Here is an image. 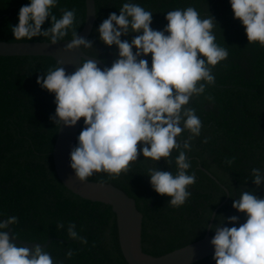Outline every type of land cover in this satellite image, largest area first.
Returning a JSON list of instances; mask_svg holds the SVG:
<instances>
[{
	"label": "trees",
	"instance_id": "trees-1",
	"mask_svg": "<svg viewBox=\"0 0 264 264\" xmlns=\"http://www.w3.org/2000/svg\"><path fill=\"white\" fill-rule=\"evenodd\" d=\"M30 0H0V41L50 42L37 37L31 41H15L11 28L18 23L22 5ZM96 23L89 40L94 49L83 50L110 66L117 56L115 47L106 48L97 29L126 0H94ZM153 13L151 28L163 29L165 15L176 8L193 6L202 17L212 16L216 42L228 49V58L213 69L215 84L190 101V107L202 121L201 134L191 141L187 157L189 174L196 182L189 189L191 196L175 209L168 198L156 194L146 176L145 163H135L131 173L117 180L105 174H94L89 181L111 183L135 201L142 214V250L161 256L201 239L206 232L210 213L225 199L227 189L232 198L244 190L264 196V188L252 184L251 169L264 170V48L249 45L245 30L233 18L229 0H134ZM62 9H75L74 28L79 32L85 20V0H58L53 13L59 18ZM50 27L46 21L42 30ZM133 37H122L128 39ZM71 39V31L65 40ZM151 63V55L147 57ZM50 57H0V217H18L12 225L14 237L22 241L50 243L45 247L55 264H127L118 243L115 215L110 206L91 202L74 195L58 180L51 152L57 130L49 117L55 113L54 95L42 90L38 76L54 68ZM83 121H80L81 131ZM183 138L189 133L185 131ZM205 140L207 142H205ZM77 143V142H76ZM177 153L173 152V158ZM235 157L229 166L227 161ZM144 158L141 156L140 160ZM155 166L175 173V164L163 160ZM210 175H208L207 173ZM232 199L217 210L216 220L239 215L231 207ZM57 222L64 228L57 230ZM69 224L88 241L81 245L67 235ZM224 226L231 227L226 224ZM239 226V225H237ZM211 235H214L210 231ZM72 250L69 259L66 253ZM213 256L193 264H215Z\"/></svg>",
	"mask_w": 264,
	"mask_h": 264
},
{
	"label": "clouds",
	"instance_id": "clouds-1",
	"mask_svg": "<svg viewBox=\"0 0 264 264\" xmlns=\"http://www.w3.org/2000/svg\"><path fill=\"white\" fill-rule=\"evenodd\" d=\"M229 3L248 44L264 48V0ZM57 4L58 0H30L20 7L18 23L11 31L15 41L44 37L50 47L65 41L71 31L63 51H79L86 57L72 73L57 61L36 79L42 90L54 95L55 113L49 119L58 130L71 129L83 121L70 151L73 175L68 182L85 184L94 174L117 180L129 175L135 163H145L150 165L146 176L153 191L166 196L170 207H182L196 182L195 174H189L187 152L202 129L190 101L215 84L213 69L229 56L228 49L216 42L214 18L208 14L202 17L193 6L176 8L165 15L163 29H153V13L134 0H126L119 14L110 13L97 29L99 41L117 50L111 65L101 67L104 61L98 55L84 54L83 50L94 49V41L80 36L74 28L76 10L62 9L58 18L53 13ZM46 21L50 27L42 30ZM130 35V41L121 39ZM185 131L187 139L182 135ZM174 151L177 155L173 158ZM161 160L166 165L174 163L175 173L158 169L155 164ZM234 160L229 159L228 165ZM251 176L256 189L264 188V170L252 168ZM227 194L232 209L246 219L239 223L240 216L233 215L221 217L219 223H207L214 233L210 240L212 259L215 264H264V196L249 190L235 199L228 190ZM216 217L210 213L209 219ZM17 223L16 216L0 220V264H55L44 244L15 242L11 226ZM56 227L64 228L63 222H57ZM75 229V224L68 225V237L86 245L87 239ZM73 254L69 250L66 257Z\"/></svg>",
	"mask_w": 264,
	"mask_h": 264
},
{
	"label": "water",
	"instance_id": "water-1",
	"mask_svg": "<svg viewBox=\"0 0 264 264\" xmlns=\"http://www.w3.org/2000/svg\"><path fill=\"white\" fill-rule=\"evenodd\" d=\"M95 23V2L94 0H85L84 25L78 34L88 39ZM48 43L49 42L45 41H0V57H50L56 62H61L68 73L75 71L79 66L78 62L80 59H86L79 51H74L72 53L64 52L63 48L67 40L61 41L58 45L51 47L47 46ZM100 66L105 67L106 65L103 63ZM79 128L80 121L77 126L71 129L57 130L56 139L51 152L55 174L62 185L74 195L91 202H98L111 207L116 219L119 248L127 264H193L214 255V249L210 244L213 235L210 234L208 228H206L205 235L201 239L181 248L157 257L146 254L142 250V214L138 211L135 201L132 198L111 183L89 180L85 184L68 182V178L73 175L69 166L70 151L77 142ZM207 174L210 175L209 173ZM224 191L226 197L212 212L214 216L217 210L228 199L227 190L224 189ZM2 219L4 218L0 217V220ZM213 221L214 219H210L208 224L212 225ZM16 240L15 242L20 245L31 246L36 243L22 241L17 238ZM49 243L50 240L44 243L42 247H46Z\"/></svg>",
	"mask_w": 264,
	"mask_h": 264
}]
</instances>
